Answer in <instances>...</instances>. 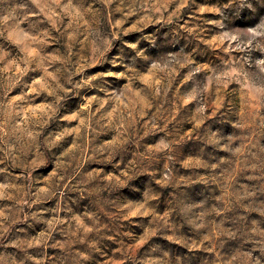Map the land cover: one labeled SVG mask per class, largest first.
I'll return each mask as SVG.
<instances>
[{
  "label": "rangeland",
  "instance_id": "rangeland-1",
  "mask_svg": "<svg viewBox=\"0 0 264 264\" xmlns=\"http://www.w3.org/2000/svg\"><path fill=\"white\" fill-rule=\"evenodd\" d=\"M0 264H264V0H0Z\"/></svg>",
  "mask_w": 264,
  "mask_h": 264
}]
</instances>
